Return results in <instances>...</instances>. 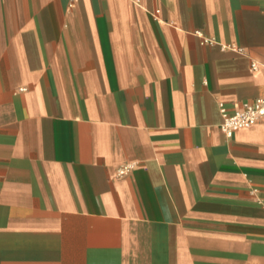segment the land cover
I'll use <instances>...</instances> for the list:
<instances>
[{"label":"crops","instance_id":"0c3cea01","mask_svg":"<svg viewBox=\"0 0 264 264\" xmlns=\"http://www.w3.org/2000/svg\"><path fill=\"white\" fill-rule=\"evenodd\" d=\"M259 97L264 0H0V264H264Z\"/></svg>","mask_w":264,"mask_h":264},{"label":"built area","instance_id":"2783aa9c","mask_svg":"<svg viewBox=\"0 0 264 264\" xmlns=\"http://www.w3.org/2000/svg\"><path fill=\"white\" fill-rule=\"evenodd\" d=\"M137 5L142 6L143 0H133ZM161 10L156 9L152 11V15L158 17ZM196 34H199L203 37L200 31H196ZM204 42L212 43L213 39L204 37ZM242 50V48H239ZM254 69L258 68L257 62L252 63ZM220 108L224 116V120L221 124V130L227 137H232L233 134L243 128H250L256 124L262 116H264V98H256L253 102L245 104L243 107L230 111L224 102L220 103ZM130 166H122L118 170V176H123L130 171Z\"/></svg>","mask_w":264,"mask_h":264}]
</instances>
